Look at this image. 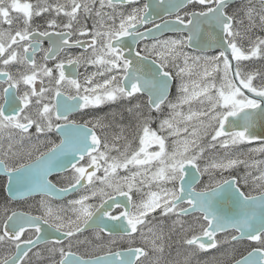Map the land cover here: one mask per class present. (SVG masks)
<instances>
[{"label": "snow or ice", "instance_id": "obj_1", "mask_svg": "<svg viewBox=\"0 0 264 264\" xmlns=\"http://www.w3.org/2000/svg\"><path fill=\"white\" fill-rule=\"evenodd\" d=\"M98 3L96 8L97 0H0V171L8 192L59 198L84 190L68 200V208L41 199L38 215L5 207L0 245L7 251L0 264H28L30 254L41 259L45 251L51 264H143L149 247L157 254L150 264H190L191 256L163 261V221L152 223L157 212L176 217L172 229L180 227L188 248L209 250L246 239L257 246L233 256L231 264H264V170L259 169L264 161L249 162L228 151L264 137V73L243 64L264 58V37L248 35L256 27L264 30V0L259 11L249 6L239 19L228 12L229 0H148L127 13L118 9L139 0ZM12 12L21 15L14 18ZM45 13L62 14L66 22L51 18L33 27V18ZM14 20L22 26L13 31ZM166 31L178 35L159 39ZM147 39L153 42L140 48ZM72 47L82 51H66ZM209 49L214 54H204ZM88 66L96 70L89 73ZM173 79L179 80L175 101L169 97ZM134 99L126 109L135 120L128 126L132 140L124 134L128 128L117 123V113L73 118V113L90 115L103 105ZM194 102L199 109L191 107ZM258 124L260 135L254 131ZM113 126L120 132L109 141L100 133ZM153 146L158 150L150 151ZM217 147L224 156L202 168L205 151ZM249 152L264 153V144ZM239 165L260 174L223 175ZM53 172L69 173L67 185L49 180ZM204 175L209 180L198 190L194 185ZM249 177L252 191L245 192L241 185L247 186ZM187 216L194 217L195 227H185L181 218ZM90 230L92 237L81 239ZM85 244L91 252L82 254L78 249Z\"/></svg>", "mask_w": 264, "mask_h": 264}, {"label": "flooded vegetation", "instance_id": "obj_2", "mask_svg": "<svg viewBox=\"0 0 264 264\" xmlns=\"http://www.w3.org/2000/svg\"><path fill=\"white\" fill-rule=\"evenodd\" d=\"M21 2H25V0H21ZM27 2H31V3H36L37 0H27ZM56 0H49V3H55ZM60 2H64V0H60ZM147 2L146 0H139V4H127L125 6H123V8L118 9V10H122L125 13H127L128 11L131 10V8L133 7H138L140 5H142L143 3ZM252 6L255 7L257 11L260 10V3L259 0H251V2L249 3V0H236V1H231L229 0V8L227 9L228 12L230 14L232 13H236L237 18H242L244 17V9H246L247 7ZM96 8L99 7V3L97 0V4L95 5ZM195 7H199L198 5ZM187 10V9H185ZM105 11H111L110 9H105ZM11 15L15 18L21 14H17L15 12H12ZM80 17L83 18V13H80ZM51 18H56L58 23H63L66 22V17H64L62 14L60 16H56L55 13H45L43 14L41 17H34L32 20V25L33 27L37 26V25H41L44 26L45 25V21ZM93 18H89L87 20V25L89 28L92 27V23H93ZM160 22V19L157 20V23ZM245 22H247V20L245 19ZM22 26L21 21L19 20H14L12 27V30L14 31L15 28L17 27V25ZM259 24V19L257 17V25ZM2 27L4 29H8L9 25L7 24H3ZM147 27H151V25H148ZM257 30L256 34H262L264 33V30H261V28L256 27L255 28ZM41 30H43V27H41ZM143 31V29H141ZM177 33H168L165 34L161 37H159V39H167V38H175L177 37ZM75 37H73L74 39ZM153 41L151 39H147L144 40L140 43L139 47L143 48L144 44H151ZM45 47H47V41H45L44 44ZM190 52L192 53H196V54H201L200 51L196 50L193 51L191 49H188ZM67 52H71L73 54H78L79 52L82 51V49L80 48H76V47H72L69 49H66ZM204 54L207 55H212L214 54V51H206ZM40 55H37V59H40ZM264 60V59H263ZM49 66H52L51 62L49 63ZM11 71H15L16 70V66H12L10 68ZM96 69L92 66H88L87 67V72H92L95 71ZM173 72V75L175 74L174 72V68L170 69ZM80 73H81V79L83 78V74L85 73V68L81 67L79 69ZM261 81L260 80H256L255 83L259 84ZM37 84H39V82H37ZM179 84V80L178 79H173L170 81V86H169V97L171 100L175 101V98L177 96V85ZM141 102L145 99V98H140ZM137 102V100H132L131 102L128 101H120L117 103H112V104H106L101 106L99 109H96L94 111L91 112V114L89 115L88 113H73V118L77 119V120H81L83 119H90L91 116L94 115H99V116H104L106 114L109 113H117V123L122 124L123 126H125L126 128H128L129 125H134L135 124V120L134 118L126 111L127 107L131 106V104H135ZM191 107L193 109H199L200 105L198 103H193L191 105ZM184 112L188 111V106H184V108L182 109ZM143 113L145 115L148 114V108L145 105L142 109ZM123 114V119L121 120L119 118V114ZM168 113V109L165 107L164 108V115H166ZM151 115L153 117H156L157 114L155 112H152ZM162 118V117H161ZM109 120H111V116H109ZM152 127L154 129L158 128V120L157 122H154L152 124ZM120 129L113 126L111 128H108L105 130L104 133H100L102 136L103 135H107L109 141L112 140L113 134L119 133ZM129 140H132V134H131V128H128V130L124 133ZM166 135V133H165ZM50 138L51 139H57L55 134H50ZM43 139V137H42ZM171 140L172 138L169 137L167 144L169 147V150L171 149ZM34 142V141H33ZM7 143V141H5V144ZM29 142H25V147H27ZM120 146L123 145L124 141H118L117 142ZM203 143L206 145L208 143V139L206 138ZM262 144H264V140H255L251 143H245L239 146H236L234 148H230L228 151L232 156H235L237 154H241L240 158L241 159H246L249 162L252 161H264V153H251L249 152V149H253V148H259ZM136 142L133 141L132 147L135 148ZM41 149H43V145L41 146ZM150 151L153 150H158L156 148V146H153V148L149 149ZM113 155H116V152L112 153ZM225 154V150L224 149H220L219 147H217L216 149H210V150H206L205 153L203 154V158L199 161L201 167L203 168L204 164L206 162H209L213 157H223ZM14 161H10V163H12ZM259 169L264 170V163L259 165ZM247 172H251L252 176H258L260 174L259 170L257 168H246L244 165H239L236 169L232 170L231 172H225L223 175L228 176V175H240V176H244ZM122 175L124 174L123 172L121 173ZM69 175V173H57V172H53L48 176V179L51 180L54 184H56L58 187H63L67 185V179L66 177ZM216 178L219 179L220 178V173L217 172L216 174ZM209 180L208 175H204L202 177L199 178V183H197L196 185H194L195 187H197V189L199 190L200 187H202L205 183H207ZM7 177L5 176V174L3 172H0V216L3 215V209L5 207L9 208V209H14L17 211H23V212H31L33 215H38L40 214V205H39V201L41 199H46L53 207H63V208H68V200L71 199H75L78 198V196L84 191L83 189L75 192V193H69L64 197H59V198H52V197H43L41 196L39 193H36L34 195L31 196H27V197H21L19 199H15L12 198L8 192H7ZM170 186V185H169ZM242 186V190L245 192H249L252 191V181H251V177H249V184L247 186ZM144 191H147V189L145 188ZM253 195H255V191L252 192ZM133 197L134 199L138 200L140 198V195L137 193H133ZM122 199V198H121ZM93 202H98V201H93ZM70 214V213H69ZM157 217L156 220H153L152 223L153 224H159L160 221H163V229L165 232V248H164V252L162 254V259L163 261H171V262H175V261H183L185 257L187 256H191L190 259V264H231V260L232 257L235 256V258H240L241 254L246 255L247 254V250H251L252 247H256L257 245L253 242L242 240L238 243H234V244H221L220 246H218L215 249H209V250H198L196 248H188L186 247L181 241H182V236L183 233L180 229L179 226H177L174 230L172 229V221L174 219H176V217H159V213H155L153 214ZM184 221H186L185 227H187L188 224H193L194 225V217L193 216H187V217H183L181 218ZM93 235V232L90 231H86L85 233H83V236L81 237V239L84 238H91ZM170 236V239L168 238ZM222 236H218V239H222ZM104 239L107 240L108 237L105 234L104 235ZM93 243H96V241H93ZM236 244L240 245V249H238V252H235L236 250ZM123 246H126L123 245ZM243 246V248H242ZM41 249H43V246H41ZM75 250V249H74ZM79 252L80 253H86V252H91V248L88 245H80L79 246ZM148 252H149V256L148 258L144 259L143 264H150V261L153 260L155 258V256L157 255L156 253H153L149 248H147ZM7 251V245H0V256H3ZM34 251H36L34 249ZM30 259L28 261V264H51V259L48 258V253L45 251L44 252V258L38 259L35 256H32L30 254ZM58 259V257H55Z\"/></svg>", "mask_w": 264, "mask_h": 264}, {"label": "rangeland", "instance_id": "obj_3", "mask_svg": "<svg viewBox=\"0 0 264 264\" xmlns=\"http://www.w3.org/2000/svg\"><path fill=\"white\" fill-rule=\"evenodd\" d=\"M245 25H247V22H245ZM256 32H257V30L255 28H253L252 31L250 33H248V35L252 36L253 38H255L256 36L264 37V33H262V34L257 33L256 34ZM243 43H244L245 47H247L248 41L244 40ZM185 51H189V50L185 49ZM190 53L193 55H199V54L192 53V52H190ZM263 59L264 58H254L250 61L243 62V64L246 66V70H259L261 73H264V60ZM181 63H182V61H181ZM174 72H175V69H174ZM193 79H195V77H193ZM258 80H260V79H258ZM235 247H236L235 252H238L237 250L240 249L241 246L236 244ZM242 248H243V246H242Z\"/></svg>", "mask_w": 264, "mask_h": 264}, {"label": "water", "instance_id": "obj_4", "mask_svg": "<svg viewBox=\"0 0 264 264\" xmlns=\"http://www.w3.org/2000/svg\"><path fill=\"white\" fill-rule=\"evenodd\" d=\"M147 2H148V0H146ZM231 1H236V0H231ZM151 2H153V3H155V0H151ZM157 11H160L159 9H157ZM161 14H163V13H161ZM160 19V17H157V20H159ZM168 33H173V32H171V31H166V32H163V33H158V38L159 37H161V36H163V35H165V34H168ZM199 51V50H198ZM206 51H213V50H211V49H209V50H206ZM254 131L256 132V134L257 135H260L261 134V132H262V130H261V128L259 127V124L257 125V127L254 129ZM261 140H264V137H262V139ZM0 172H2V171H0ZM7 192H8V186H7ZM8 194H9V192H8ZM34 194H36L35 192H33L32 194H30V195H25V196H15V197H12V198H15V199H19V198H21V197H27V196H31V195H34ZM10 195V194H9Z\"/></svg>", "mask_w": 264, "mask_h": 264}]
</instances>
